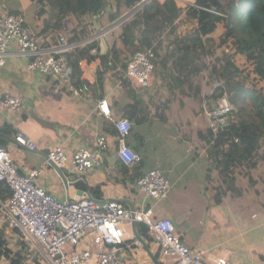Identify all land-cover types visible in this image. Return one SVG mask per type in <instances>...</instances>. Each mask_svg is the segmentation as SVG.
Segmentation results:
<instances>
[{"label":"crops","instance_id":"0c3cea01","mask_svg":"<svg viewBox=\"0 0 264 264\" xmlns=\"http://www.w3.org/2000/svg\"><path fill=\"white\" fill-rule=\"evenodd\" d=\"M180 1L189 3L191 0ZM113 5H116V1L110 0L105 13L89 17L87 22L94 23L92 35L118 19H110ZM123 7L122 2L119 6L121 14L129 11H123ZM0 13L22 14L26 25L43 44L56 42L59 35H66L71 41L80 29L74 14L66 18L57 16L50 0H0ZM78 17L81 19L80 15ZM73 20L76 21L75 25ZM108 39L98 41L102 53L115 43ZM160 54H167V49L163 51L162 45ZM168 54V73L161 77L159 63L152 76L157 87L141 89L136 86L143 94L151 120L157 121L159 116H164L167 121L164 124L155 122L149 129L150 133L147 132L142 138L137 136L136 140L134 135L130 141V146L152 166L150 170L159 169L171 180L172 189L166 199L155 201L138 190L135 167H127L119 159L115 127L110 119L96 112L97 102L105 97L109 100L113 115L117 117L124 116L125 105L129 103L119 88V73L114 75L111 70L102 86L97 83L99 59L80 62L82 79L87 81L90 91L83 97H75L58 88L50 76L28 71L26 57L15 53L10 55L6 65L0 67V101L6 94H15L21 95L25 104L15 111L0 106V147L9 148L23 173L42 167L39 185L60 200L64 201L69 192L86 190L103 201H120L128 209H138L146 203L153 209L155 217L169 218L174 222L182 242L189 247L215 250L236 262L264 264V162L250 171L240 169L237 172L236 185L241 191L240 196L228 194L221 204L215 202L214 186H218L222 180L217 170H211V164L206 159L202 160L206 157V147L199 139L198 132L208 127L207 121L201 126L202 106L189 96L191 102L166 101L160 95L169 92L183 94L169 82L176 56ZM198 108L200 110L197 111ZM204 118L207 119L206 114ZM147 128L148 125L140 130L145 132ZM19 130L35 141L38 148L31 150L16 144L14 138ZM98 136H104L109 144V149L102 154L101 164L95 166L84 180L74 181L69 162L63 168L68 178V183L65 182L50 163V149L62 146L68 157L72 158L79 148L94 150V139ZM188 138L189 142H185ZM208 176L217 180L213 182ZM79 182L84 184L83 188H79ZM124 227L126 235L121 255L126 263L154 264L144 246L134 244L137 238L133 224L125 223ZM6 238L15 245L23 241L16 233ZM145 240L152 252L160 255L157 244ZM159 260L162 261V258Z\"/></svg>","mask_w":264,"mask_h":264},{"label":"built area","instance_id":"2783aa9c","mask_svg":"<svg viewBox=\"0 0 264 264\" xmlns=\"http://www.w3.org/2000/svg\"><path fill=\"white\" fill-rule=\"evenodd\" d=\"M150 1L141 0L107 28L89 38L70 41L68 36L59 35L56 42L49 45L40 42L26 25L22 14L0 13V67L6 65L7 58L13 53L22 55L27 58L28 71L50 76L58 88L72 96L83 97L90 91V86L79 82L69 63L70 54L90 43L108 39L112 32L132 20ZM111 11L117 13L121 10L116 4ZM156 59L153 49L135 51L130 54L126 66L118 70L119 76L131 80L135 86L148 88ZM97 103L96 112L110 119L117 130L119 159L130 168L136 167L141 156L130 146L134 136L131 121L123 116H114L107 97ZM24 104V98L15 94H6L0 101L1 108L8 111L19 110ZM204 106L208 127L214 134L221 132L233 120V106L226 94L217 100L205 101ZM14 141L31 150L38 148V144L22 130L17 132ZM94 141V150L79 148L72 158L62 146H56L50 149L48 158L61 168L71 162L74 181H82L95 166L101 164L103 152L109 149L104 136H98ZM41 169L21 172L9 148L0 147V181L5 182L10 191L6 199L0 198L1 229L5 236L16 233L21 240L30 243L31 250L41 254L45 264H127L121 255L125 243V223L146 227L158 246L164 264H255L236 262L215 250L189 247L182 242L174 222L169 218L155 217L153 209L146 203L138 209H128L117 200L97 202L86 190L69 192L64 201L60 200L39 185ZM136 187L147 198L161 201L169 196L172 182L161 170L154 169L138 177ZM134 244L142 245L137 239ZM33 257L22 264H30Z\"/></svg>","mask_w":264,"mask_h":264},{"label":"trees","instance_id":"16d2710c","mask_svg":"<svg viewBox=\"0 0 264 264\" xmlns=\"http://www.w3.org/2000/svg\"><path fill=\"white\" fill-rule=\"evenodd\" d=\"M50 1L60 18H66L70 14L81 16L78 26L80 29L71 39L76 41L93 34L94 23L91 24L87 20L89 17L105 13L110 0ZM115 1L118 7L124 3L123 11L141 2V0ZM195 3L198 7L178 6L176 0L148 2L132 20L123 25L121 38L129 53L153 49L157 56L155 69H158L160 63L162 78L170 69L168 53L176 56L175 66L170 70L169 82L183 91V95L193 98L201 106L206 100H217L225 94L228 96L233 106L231 123L218 134H214L209 127L198 132L199 139L206 147V157L202 160L206 159L208 164H211V170L216 169L219 179L222 180V183L214 186L215 202L221 204L223 197L228 194L241 195L236 185V174L240 169L250 171L264 162V0H227L225 5L220 0H196ZM185 9L186 15L195 21L196 28L183 40H180L175 30H172L175 39L167 47V54L162 56L161 36ZM120 14L121 11L112 13L111 21L116 20ZM219 25L225 30L220 36L218 47L214 48V34ZM221 47L223 49L219 53ZM93 50L96 52H92ZM239 56L253 66L252 71H247L238 64ZM98 59L100 64L96 72V81L100 86L108 77L109 71L113 70V74L116 75L128 61V57H122V51L118 49L116 43L105 53L101 52L98 42L90 43L69 56V63L73 66L79 82L87 83L82 79L80 62L82 60L93 62ZM205 70L209 73L207 83L211 89L214 88L209 96L203 93L204 83L198 80ZM252 74L255 77L252 78ZM118 79L121 81L119 88L129 99V103L125 105L124 116L132 123L134 140L137 136L142 138L147 132L150 133L149 129L155 122L164 124L167 121L164 116H159L157 121L151 120L140 91L143 87H136L131 80L122 76H118ZM249 102L251 109L247 107ZM147 125L146 131L142 132L140 128L145 129ZM185 142H189V138ZM133 150L137 153L134 148ZM151 167L148 161L141 157V161L135 167L136 177H141L150 171ZM211 180L215 182L217 179ZM78 186L83 188L84 184L79 182ZM9 195L8 185L0 181V198L6 199ZM140 226L145 238L149 242H154L146 227ZM38 255V252L31 250L28 242L20 241L13 246L0 229V264H22L29 257ZM155 255L160 259L158 252Z\"/></svg>","mask_w":264,"mask_h":264},{"label":"rangeland","instance_id":"374dc122","mask_svg":"<svg viewBox=\"0 0 264 264\" xmlns=\"http://www.w3.org/2000/svg\"><path fill=\"white\" fill-rule=\"evenodd\" d=\"M153 1V0H151ZM150 1V2H151ZM160 1V0H159ZM222 4H227V0H220ZM177 2V5L178 6H185L187 7L188 5H191V4H195L194 6H197L196 5V0H191L189 3L187 2H184L182 3L180 0H176ZM198 7V6H197ZM186 12H187V9L183 10V12L178 16V19L177 21L173 24V25H170L169 24V27L166 29L165 32H163L162 36H161V42H162V50L163 51H166L167 47L170 46V44L172 43V41L175 39V34L172 33L171 31L172 30H175L176 34L178 35V37L180 38V40H183L184 38H186L190 33H192L194 31V29L196 28V23L193 19L189 18L187 15H186ZM111 14V12L109 13ZM123 14V13H122ZM118 17V19L121 17V15ZM77 17L78 21L80 20V18L78 16H75ZM76 21L73 20V24L75 25ZM172 26V27H170ZM120 29L114 31L112 33V35L110 34L109 35V39L107 41L113 43L115 42L116 44H118V48H120V50L122 51V55H123V58H126L130 56L131 53H129L127 51V46L123 43L122 41V27L120 26L119 27ZM224 27L222 25H219L218 27V30L216 31V33L214 34V48L218 47L219 45V40H220V36L224 33ZM66 34V33H64ZM108 36V35H107ZM108 38V37H107ZM223 48L221 47L220 50H219V53L221 52ZM176 61V60H175ZM210 61V59L208 60V62ZM238 64L242 67V68H246L247 71H252L253 70V66L252 65H249L246 60L240 56L237 60ZM174 63L172 64V68H174ZM155 72V70H154ZM156 73V72H155ZM208 76H209V73L207 70H205L199 77H198V80L199 81H202L204 83V93L206 96H209L213 93L214 91V88H210V85L208 82ZM252 78L255 77L254 74H252L251 76ZM151 86L153 88H156L157 85H156V81H155V78L153 77L152 81H151ZM251 84V82L249 83ZM161 96H164V99L162 100H166V101H184V100H187V102H191V100L189 99L188 100V96H185L183 95L182 93H172V92H169V93H161L160 94ZM250 104V105H249ZM194 105L196 107H198L195 103ZM249 105V106H248ZM247 107H249V109H251V103L249 102L247 104ZM200 110L199 108L197 109V111ZM202 114L200 116V119L202 120V123H201V126L204 125L207 121L208 123V120L204 118V115H205V106L204 104L202 105ZM196 112V111H195ZM200 115V113H199ZM197 123V122H196ZM198 125V123H197ZM199 126V125H198ZM18 238L20 237L18 234H17ZM12 245L14 246L15 244L12 243ZM30 264H45V260H44V257L39 254L37 257H33L30 259Z\"/></svg>","mask_w":264,"mask_h":264},{"label":"water","instance_id":"95a60500","mask_svg":"<svg viewBox=\"0 0 264 264\" xmlns=\"http://www.w3.org/2000/svg\"><path fill=\"white\" fill-rule=\"evenodd\" d=\"M51 165L57 170V172L60 174V176L62 177V179L68 183V178L66 176V174L64 173L63 168L59 167L57 164H55L54 162L50 161ZM91 199L97 201V202H103V200H99L97 198H95L92 194H91ZM132 209L134 210L135 208L132 207ZM142 227L140 226V224L138 223H134L133 224V232L135 237L141 242V244L144 246V248L147 250L151 260L153 261L154 264H163L159 258L152 252L149 244L147 243V241L144 238V232L141 231Z\"/></svg>","mask_w":264,"mask_h":264}]
</instances>
